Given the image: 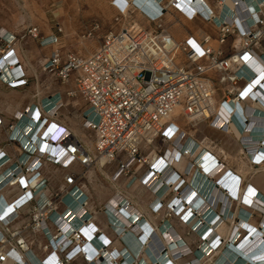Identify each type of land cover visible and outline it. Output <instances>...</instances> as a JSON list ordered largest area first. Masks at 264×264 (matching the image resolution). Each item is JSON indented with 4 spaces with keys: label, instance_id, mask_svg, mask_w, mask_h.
Returning a JSON list of instances; mask_svg holds the SVG:
<instances>
[{
    "label": "built area",
    "instance_id": "obj_1",
    "mask_svg": "<svg viewBox=\"0 0 264 264\" xmlns=\"http://www.w3.org/2000/svg\"><path fill=\"white\" fill-rule=\"evenodd\" d=\"M249 1L255 10L246 16L242 26L222 23L215 30L221 46L230 36L242 39L238 47H233L236 52L226 57L221 51H213L210 36L201 40L192 36L174 39L171 26L164 24L166 14L174 12L187 21L199 19L206 23L208 19L203 16L204 11L194 9L188 16L184 0H169L163 6L156 2L151 6V12L142 10L150 19L155 35L148 34L132 21L118 31L108 33L101 46L86 58L69 53L63 55L55 49L43 60L41 73L62 84L73 77L75 93L86 103L81 114L82 126L93 132L94 149L93 152L87 151L68 129L55 121L62 107L60 99L54 102L52 97L48 98L47 103L53 101L51 112L43 109L41 101L37 108L30 107L13 117L7 128V143L17 145L21 155L13 160L0 148V264H37L40 254L43 256L39 258V264H73L77 260L83 264H105L103 252L110 250L113 256V243L117 239L122 242L111 221L115 215L107 204L101 208L107 230L113 237L111 239L94 224L93 214L88 210L90 196L82 183V174L94 166L116 165L114 175L108 179L112 185L120 178L125 179L122 191L115 192L113 198L139 184L154 198L149 205L153 215L164 207L161 196L164 191L175 193L166 205L168 216H175L184 207L186 202L182 194L191 186L186 175L174 168L171 177L160 178L163 169L171 168L166 164L167 150L161 157L156 153L154 158L143 153L156 141L175 147L173 142L181 134V130L173 125L175 118L172 117L176 110L185 113L190 124L195 126L208 123V127L215 131H231L230 127L222 130L215 124L217 112L213 98L217 90L215 81L211 83L207 77L212 70L224 74L217 77L226 88L219 109L225 111L228 105L254 101L252 91H247L249 81L237 76L239 69L250 71V65L259 68L260 64V73L251 79L255 81L259 75H264V50H260L264 42V0ZM118 2L113 0L111 6L123 16L125 5ZM218 2L213 1L214 4ZM196 3L197 0H189L188 6L196 7ZM244 8L250 7L245 4ZM208 17L213 16L209 14ZM97 28V24H93V30ZM25 37L37 41L40 48L57 43L54 36L51 42L45 43L36 28L28 29L22 36L0 29V85L8 89L16 90L27 85L14 53L17 41ZM180 55L185 64L177 62ZM247 119L243 118L244 126L239 136L248 133L245 128L249 125ZM188 138L185 134L181 136L183 143ZM239 143L248 153L245 144ZM197 150L201 151L199 155L210 153L204 149ZM193 154L183 152L198 168L199 155L194 159ZM160 162L161 168L156 169ZM208 163L221 165L212 155H209ZM44 165L64 171L61 182L51 192L50 180L40 175ZM77 169L82 172L78 173ZM147 179L148 182L158 181L156 192L148 188ZM158 191H162L159 196ZM118 206L123 210L121 205ZM80 211H83L79 217L80 225L72 229V218L69 219L68 214ZM217 214L222 217L220 212ZM164 223L167 220L162 225ZM232 231L239 238L243 230L233 226ZM191 232L194 231L191 229ZM37 236L42 237V243L38 242ZM223 241L221 237L214 236L210 254L219 250ZM123 251L124 248L120 257L124 255Z\"/></svg>",
    "mask_w": 264,
    "mask_h": 264
},
{
    "label": "bare ground",
    "instance_id": "obj_2",
    "mask_svg": "<svg viewBox=\"0 0 264 264\" xmlns=\"http://www.w3.org/2000/svg\"><path fill=\"white\" fill-rule=\"evenodd\" d=\"M126 1L127 2L119 0L118 2L121 6L125 5V15L120 16L118 14V16L122 18L121 27L126 25L125 23L129 17V23L133 21L135 25L145 30L148 34L155 35L150 19L142 10L151 12V6H155L156 2H160L161 0ZM168 1L169 0H162L160 2L161 6ZM184 1L187 5L185 13L190 16L193 14L194 10L204 11L202 14L208 19L206 24L213 29L214 32L222 23H228L238 27L242 26L246 16L255 10L251 6L249 0H219L216 4H211L209 0H197L196 5L198 6L193 8L188 6L189 0ZM248 3L250 4L248 5ZM245 4L250 8H244ZM65 12L66 11L62 8L59 13ZM209 14H212L213 17H208ZM65 17L66 27L65 35L63 36L64 38H66L68 34H71V30L73 31L68 14L65 15ZM179 18L181 20L174 19L171 22V35L174 39L191 36L185 29L184 24L191 25L192 21H187L180 16ZM192 37L196 40H200L197 36ZM203 37H209V35L203 32L202 38ZM53 38L52 35H46L43 39L45 43H49ZM241 41L242 39L236 37L232 42L233 47H238ZM79 45L80 46L76 50L78 53H81V47L86 45L82 42H79ZM46 48H50L51 51H54L55 49L60 50L58 40L55 45ZM37 53H39V50H37ZM260 65H258L259 68L250 65L252 70L247 71L246 68H242L239 69L237 73L238 77H244L249 81L247 91H252L251 98L254 99L253 102H247L244 105L237 104L231 107L228 105L225 107L226 110L224 111V109H219L220 99L216 92L213 98L217 112L215 124L222 130H226L230 127L231 131L228 130V132L235 134L237 139L245 144L249 154L243 153L242 149L231 153L225 147L221 146L219 142L215 143L207 136H204L200 142L195 141L191 136L194 131L188 130L187 132L184 129L189 125L194 128L196 126L192 123L190 124V119L185 113H181L180 110H176L173 114L172 118L181 117V123L175 121L173 123L175 127L181 129V134L177 136L173 142L175 147L166 144L168 145L165 154V158L167 159L166 164L167 166L171 165V168L163 169L160 178L171 177L173 175V169L175 168L178 173L186 175L188 184L191 185L184 190L182 198L186 203L183 208L177 211L175 217L178 223L185 230H188L191 238L197 244V249L192 252L193 257L189 260L183 261L184 257L189 258V256H187L189 250L188 241L186 242L177 229H175V227H173L168 221L162 225L159 232L152 227V213L149 211V205H151L154 198L152 201L149 200L145 202L148 212H145L144 215L141 213L143 208L134 207L128 199L127 195L129 192L126 191L122 192L121 195L117 194L115 198L112 196L105 203L111 208V211L115 215L112 217L113 220L111 219V221H113L114 228L120 234V238L124 245V255L122 257H120V252L123 250V247L120 249H115L117 247L113 248L115 250H113V256L110 255V250L103 252L105 264H121L122 261H124L123 264H179V260L182 261L180 264H200V261L204 259V257L211 256L210 252L213 248L214 236L222 238L220 232H222L224 228V222H228L231 227L227 229L224 239L222 238L224 241L222 242L219 251V257H217L212 264H264V85H261L262 82H264V75H259L255 81H252V79H255V76L260 73ZM219 74L221 77L224 76L223 73ZM219 74L212 70L208 72L207 77L211 83L213 82V79L216 78L215 83H218L217 86L223 88V81L217 79ZM251 76H253L252 79ZM74 94L76 93L73 91L68 92V96L70 97H73ZM37 95L41 96L43 109L47 112L52 111L53 101L56 102L60 99V92L54 91L50 94L53 101L47 103L48 98L44 96V91L40 88L38 82ZM77 102L78 101L76 100L73 101L74 106H76ZM64 109H67L66 104H64ZM179 113L181 114L179 115ZM60 114L61 111L58 115ZM245 117H248L247 120L249 121V125L245 126L248 133L239 136L241 128L244 126L243 118ZM65 119H67L73 127L72 130L74 134L79 133L82 140L89 148L91 145L90 140L82 132H79L78 117L76 115L74 118L65 116ZM186 133L189 134V136L187 135L189 138L183 143L181 136L184 134L186 135ZM34 136L35 135H33V137ZM197 149L208 150L211 153L208 152L209 155L214 156L218 160L219 158H222V162L219 161L221 165L216 166L208 163L209 155H206L205 153L199 155L201 151H198ZM87 151L92 152L90 150ZM184 151H188L190 154L194 153V159L199 155L197 164L200 165V167L196 168L193 161L187 163L189 157L188 155H183ZM164 153L165 151L163 154ZM146 154L148 158H154L156 152L149 149ZM243 154L246 155V160L251 164L250 166L244 162L245 160L242 158ZM233 164L236 165L239 174L250 173L249 178L245 177L242 188L239 187V183L241 182L239 177L235 176L234 180L232 179V173L229 168ZM201 165L205 166L203 167ZM161 166L162 162L156 166V169L161 168ZM95 167L101 169L99 166H94L85 171L82 176L86 177L98 199H102L104 195L107 196V192L99 177L94 173ZM100 171L104 173L103 170ZM145 178L146 177H144V179ZM124 182L125 180L120 178L114 184L119 187L117 190L122 191ZM146 182H148V179ZM136 185L132 187L133 191L134 187H139ZM147 185L151 191L156 192L158 181H149ZM143 190L145 189L143 188ZM161 192L162 191H158L157 195L159 196ZM147 193L150 194L148 191ZM103 200L105 201V198ZM103 200L100 201L103 203ZM157 203L158 201L155 204ZM118 204L122 206L123 210H120ZM174 205L176 206V202ZM176 207L173 209H176ZM88 210H92V205L88 207ZM217 211L220 212L222 217L218 216ZM82 213L83 211H80L79 213L69 212V219L70 217L72 218L70 221L72 229L79 227V217ZM254 216L257 218H253ZM221 221L223 222L222 224H220ZM132 225L133 227L128 230L124 229L125 227ZM233 226H236V228H242L244 232L241 231L242 233H240L243 235H240L238 238V235L232 231ZM191 229L194 232H191ZM236 239L237 241L234 243V240ZM42 256V254L38 255L37 264H39V258H42ZM30 260L34 263L36 262L31 257Z\"/></svg>",
    "mask_w": 264,
    "mask_h": 264
},
{
    "label": "rangeland",
    "instance_id": "obj_3",
    "mask_svg": "<svg viewBox=\"0 0 264 264\" xmlns=\"http://www.w3.org/2000/svg\"><path fill=\"white\" fill-rule=\"evenodd\" d=\"M111 3L112 0H0V29L14 32L19 36H22L26 34L28 29L36 28L40 38H43L46 35H54L58 40L61 52H63L64 54L69 53L84 58L95 52L101 46L103 38L108 33L116 32L122 26V18L118 16L117 11L111 6ZM62 8L64 9V11H66L65 13H59ZM67 14L69 16L73 31L71 30V34H68V36L64 38L63 36L65 35L66 27L65 15ZM129 22L130 21L128 17L125 24L129 25ZM93 24H97L98 28L93 30ZM196 26L210 33L213 41L215 42L216 36L214 33H212V31H210L209 28H206L200 24H196ZM228 38H230V46H232V42L235 38L233 39L232 36ZM79 42L85 43L86 45L84 47H81V53H78L76 50L80 46ZM226 45L227 43L222 45L221 48H224L223 50L227 52L230 50V47ZM260 47V49H264V42ZM177 62L181 64L182 62L184 63L183 56H178ZM213 80L215 81L216 78H214ZM38 83L40 88H44L46 85H49L52 90H60L64 97L65 92L67 91L75 92L73 86V77L71 78L70 83L62 84L58 81L50 80V78L45 75H40L38 77ZM217 84L218 83H215V88L217 90L216 93L218 94L219 99H221L222 96L225 95L224 92L226 88L224 85L223 88H220L219 86H217ZM76 97H78L77 94H74V96L70 97V99L73 100ZM75 111H77V109L69 108V110L67 111L62 110L61 118L65 116L74 118L76 115ZM78 119L80 120L79 117ZM174 121L177 123H181V117H176ZM66 124L68 127L71 126L68 120ZM184 130H186L187 132L188 130L194 131L193 135L191 136L197 142H200L204 136H207L215 143L220 142L216 137L217 135H219V133L217 134V132L212 131V129L208 127V123H201L195 128L186 126ZM187 135L189 136L188 133H186V136ZM219 144L223 143L220 142ZM167 148L168 145L156 141L149 149L154 150L156 153H160L159 157H161L163 155V152L166 151ZM147 152L148 151L143 153V155H146ZM219 161L222 162V158H219ZM187 163H190V160H187ZM77 172L81 173L82 171L80 169H77ZM244 179L245 178H242L241 180L240 188L243 187ZM104 186L106 189L110 188L108 184ZM141 187H139L140 190L142 189ZM90 192L92 195L93 205H98L97 207L99 208H102L106 201H108V199L114 195V192L108 193L107 196L104 195L101 200L105 198V201L103 200L104 202L102 203L99 200L100 198L98 199L94 191ZM174 194V191H169L168 193H165L164 191L162 193L161 196L164 207L158 214H152L151 225L154 230H157L159 232L162 227V223L167 220L173 227H175V229H177V231L182 235V238L186 240V242L188 241V248L190 250V253L187 255L189 256V258L184 257L183 261H186L193 257L192 252L197 249V244L191 238L188 230H185L178 223L176 217L173 214H169V216L167 214L166 205L171 202ZM134 197L135 198L133 201H131L130 198L128 199L132 204L137 203L136 208L137 205L142 206V204H144L142 203L146 199L144 197V194L135 193ZM253 218L257 217L254 216ZM223 227L224 228L220 233L222 238L224 239V235L227 229L231 227V225L228 222H224ZM120 244L124 248L123 242H121ZM220 249L211 254L212 259L211 256L204 257V259L200 261V264L214 263L216 258L220 255ZM178 262L181 263L182 261L179 260Z\"/></svg>",
    "mask_w": 264,
    "mask_h": 264
},
{
    "label": "crops",
    "instance_id": "obj_4",
    "mask_svg": "<svg viewBox=\"0 0 264 264\" xmlns=\"http://www.w3.org/2000/svg\"><path fill=\"white\" fill-rule=\"evenodd\" d=\"M209 2L211 4H213L212 0H209ZM174 19L181 20L179 18V16L177 14H175L174 12L166 14L164 17L165 26H168V27L171 26L172 27L171 22ZM196 24H200L206 28H209L210 31H212V33H214L216 36L215 42L213 41V38H212L210 33L204 31L201 28H198L196 26ZM191 25L197 29H194ZM191 25L184 24V27L188 31V34L191 36H194V37L197 36L200 40L202 39L203 32L208 34L211 38L210 46L214 52L221 51L223 56H225V57L232 55L236 52V50L233 48V45L230 46L231 45L230 44V38H228L225 41V44L227 43L226 46H229L230 50L227 52L225 50H223L224 48H221V45H219L217 42L216 32H214L213 29H211L205 22H202L201 20L196 19V20L191 22ZM11 33H14V32H11ZM16 35H18V34H16ZM52 36H54V35H52ZM45 37L46 36H44L43 38H45ZM232 38L234 39L235 36L234 37L232 36ZM37 50H39V53H37ZM260 50H264V49H260ZM223 51H225V52H223ZM51 52L52 51L50 48L49 49L48 48H40L38 46V42L29 38V37H25L22 40L19 39L17 41L14 53H15V56H16L18 62H19L20 70L24 74L25 79L27 80V85L23 88L16 89V90L8 89V88L0 85V121H1V125H0V148L13 160H15L18 156L21 155V151H19V148L17 145H9L7 143L8 142L7 138L9 135L7 128L13 122V117L16 114H23L26 109H29L30 107H36L37 108V106L40 105L42 98H41V96L37 95V82H38V77L40 75H45V74L41 73L40 66H41L43 60H45L46 58H48L51 55ZM60 52H61V50H60ZM62 54L64 55V53H62ZM84 58H86V57H84ZM45 76H47V75H45ZM47 77H49V76H47ZM49 78H50V80H53V81L55 80L52 77H49ZM55 81H57V80H55ZM68 83H70V81ZM68 83H65V84H68ZM46 86L42 89L44 91V96H46L47 98L51 97L50 94L54 91L60 92L59 96H60V99L62 102V107L59 110V112L60 111L62 112V110L67 111V110H69V108L70 109H77V111H75V112H76L77 117L80 118L79 125H78V128L80 130L79 132H82L90 140V143H91L90 147L89 148L87 147L86 143L82 140V137L79 133L74 134V132L72 130L73 127L67 126V124H66L67 119H65V117L61 118V114L58 115L59 112L57 113V115L55 117V121L58 124H60L62 127L68 129L70 131V133L72 135H74L79 140V142L83 145V147L85 149L93 152L94 134H93V132L85 130L83 128L82 120L80 117L82 112L86 109V103L78 95H77L78 97H76L75 99H73V100L70 99V96H68L69 91L65 92V97H64L60 90H52L49 87V85H46ZM75 100L78 101L76 106H74V104H73V101H75ZM64 104L67 105V109H64ZM212 131L217 132V134L219 133L218 131H215L213 129H212ZM216 137L221 143H223L220 145L225 147L229 152L234 153V152H236V150L239 151L242 149V152L245 153L244 148H242L241 144L239 143V140L237 139L235 134H233L232 132H220L219 135H217ZM245 154H249V152L245 153ZM242 158L245 160L244 162L248 166L251 165V164H249L248 160H246V155L243 154ZM253 166H254V164H253ZM229 169H230L232 175L239 177L240 180H242V178H245V177L246 178L250 177V173H248V172L246 174H239L235 164H233ZM100 170H103L104 173ZM115 171H116V165L107 166V167H104L101 169H98L97 167L94 168V173H95V175H97L99 177L101 183L103 185L108 184V186L110 187V188L108 187L109 189H106L107 195L110 192H112V193L114 192V194H115V192L119 191V190H117L119 188L118 186H115V185L112 186V184H110L108 181V177L114 175ZM63 173H64V171H61V170H59V169H57L51 165H44L42 171H40L41 177L48 178L50 180V192L54 191V188L61 182V176ZM105 174H106V176H105ZM82 183H84L86 185L88 194L90 196L91 205H92L91 213L93 214L94 224L96 226H98L102 230L103 233H105L106 237L113 239L112 235L107 230L106 219L102 216L101 208L97 207L98 205H96V206L93 205L92 195L90 192V191H93V189H92L91 185L89 184L88 180L86 179V177H83ZM136 186L141 187L139 184ZM139 187H134V191L132 188L130 191H128L129 194L127 196H128V198L131 199V201H133L135 198L134 197L135 193L136 194H139V193L144 194V197L146 198L142 202L144 204H142V206L137 205V207L143 208L141 213L144 214L145 212H148V210L146 209V206H145V202L149 201V200L152 201L153 197L150 194H148L147 191L142 190L143 189L142 187H141L142 189L140 190ZM47 194L49 195V193H47ZM136 204L137 203H134L133 205L136 207ZM37 240L39 243L43 242L41 236H37ZM118 241H119L118 239L115 240V242L113 243V248L117 247L115 249H120L123 247L119 243L120 241L119 242ZM74 264H83V263L81 260H77Z\"/></svg>",
    "mask_w": 264,
    "mask_h": 264
}]
</instances>
